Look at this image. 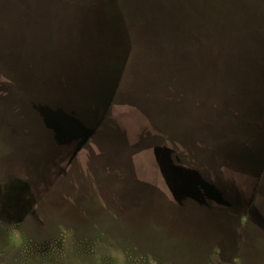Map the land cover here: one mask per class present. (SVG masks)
I'll return each mask as SVG.
<instances>
[{
	"label": "rangeland",
	"instance_id": "obj_1",
	"mask_svg": "<svg viewBox=\"0 0 264 264\" xmlns=\"http://www.w3.org/2000/svg\"><path fill=\"white\" fill-rule=\"evenodd\" d=\"M0 264H264V0H0Z\"/></svg>",
	"mask_w": 264,
	"mask_h": 264
},
{
	"label": "trees",
	"instance_id": "obj_2",
	"mask_svg": "<svg viewBox=\"0 0 264 264\" xmlns=\"http://www.w3.org/2000/svg\"><path fill=\"white\" fill-rule=\"evenodd\" d=\"M10 83H12V84L9 86V90L12 92V94H18V93L21 94V88L16 83H14L12 81Z\"/></svg>",
	"mask_w": 264,
	"mask_h": 264
}]
</instances>
